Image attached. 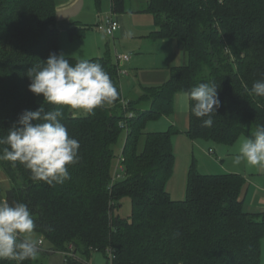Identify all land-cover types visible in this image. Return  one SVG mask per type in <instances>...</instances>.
Wrapping results in <instances>:
<instances>
[{"label": "trees", "instance_id": "16d2710c", "mask_svg": "<svg viewBox=\"0 0 264 264\" xmlns=\"http://www.w3.org/2000/svg\"><path fill=\"white\" fill-rule=\"evenodd\" d=\"M60 1L0 0V136L25 110L56 107L29 91L28 71L52 53L61 54ZM112 2L115 13L124 11V0ZM148 10L161 26L158 35L181 43L188 63L174 68L163 87L147 91L125 108L117 64L109 55L89 60L108 73L117 99L85 116L63 108L61 122L80 144L79 161L68 166L70 179L64 184L33 182L23 165L0 161L10 181L6 202L29 207L34 232L50 244L40 252L64 253V264H91L93 253H103L109 264H264V213L244 211L246 178L203 175L193 161L186 198L174 201L167 185L179 131L145 132L150 121L171 115L176 94L201 82L218 86L221 104L211 116V127L203 124L208 117L199 119L190 111L191 139L231 146L264 124V98L246 91L264 79V0H150ZM242 51L247 58L241 57ZM145 102L152 103L151 109L138 108ZM121 155L123 168L113 181L114 159ZM81 183L84 190L78 188ZM127 197L133 208L123 217L118 210Z\"/></svg>", "mask_w": 264, "mask_h": 264}, {"label": "clouds", "instance_id": "9594fccd", "mask_svg": "<svg viewBox=\"0 0 264 264\" xmlns=\"http://www.w3.org/2000/svg\"><path fill=\"white\" fill-rule=\"evenodd\" d=\"M133 32L125 33L131 38ZM29 91L41 94L45 102L55 105L46 111L25 110L7 134L0 136V161L23 165L31 172L33 182L43 181L50 186L62 185L70 179L68 166L78 163L79 141L70 137L61 122L63 108L94 114V109L111 106L117 99L116 87L102 65L87 59L70 63L64 54L52 53L46 62L28 71ZM249 95L264 98V79L246 89ZM184 105L191 113L211 127V116L220 107L218 86L201 82L182 95ZM234 163H245L264 171V124H257L249 137L240 142ZM35 222L24 203L9 204L0 201V261H36L40 256L41 241L33 238Z\"/></svg>", "mask_w": 264, "mask_h": 264}, {"label": "crops", "instance_id": "0c3cea01", "mask_svg": "<svg viewBox=\"0 0 264 264\" xmlns=\"http://www.w3.org/2000/svg\"><path fill=\"white\" fill-rule=\"evenodd\" d=\"M149 2L150 0H124V11L121 13H115L112 0H61L57 6L60 53L65 58L94 60L109 55L117 64L119 56H129V60L122 66L126 75L120 76L124 102H135L143 98L147 91L163 87L174 68L188 63V54L181 43L174 38L158 35L162 29L156 16L148 10ZM108 18H113L119 24L114 35L107 33ZM128 31L134 33L131 38L125 37ZM175 53L180 57L177 63L173 61ZM182 95L183 93L175 95L170 116L150 121L153 129L145 131L163 133L172 128L179 131L173 140L176 161L173 176L167 185V192L174 201L186 198L190 167L193 161L198 163L196 155L200 152L206 155L208 152L211 155L215 153L213 147H207L208 144L206 146L189 137L190 107L183 104ZM151 107V102H145L138 108L149 110ZM161 121L165 124L159 125ZM242 137L245 136L239 139L242 140ZM230 154L231 151H228L227 155ZM224 173L239 174L240 171L227 169ZM3 199L6 202V197Z\"/></svg>", "mask_w": 264, "mask_h": 264}, {"label": "rangeland", "instance_id": "374dc122", "mask_svg": "<svg viewBox=\"0 0 264 264\" xmlns=\"http://www.w3.org/2000/svg\"><path fill=\"white\" fill-rule=\"evenodd\" d=\"M177 52V51H175ZM242 58H247V53L245 51L241 52ZM251 57V56H249ZM179 55L177 53L174 54V62L177 63L179 60ZM250 59V58H249ZM81 116H85V114L82 111H79ZM160 124H165L164 121H161ZM152 123L150 122L148 126L146 127V132L153 129ZM251 127V125H249ZM127 129L122 134L119 145L117 148V153L119 155L123 152V144L126 143L127 136L126 133ZM248 136L242 137L243 139L247 138ZM242 139V140H243ZM241 139L237 140L234 145L227 146L223 144H217L213 142H206V141H200L203 144H208L207 147H213L215 149L214 155L204 154L203 152H200L197 154V160H198V170L201 173L206 174H223L224 171L228 170H234V171H240V175L247 177L248 181L245 185L241 198L243 201V209L244 211L251 212L252 214H261L264 213V171H259L254 167L247 166L245 163H241L239 165L234 163V156L237 154V149L239 147L240 142H242ZM144 141V139H142ZM224 146V149H222ZM204 151V150H203ZM208 151V150H207ZM224 151V152H223ZM226 151V152H225ZM231 151V154L228 156L227 152ZM207 153V152H206ZM122 158V155L120 158L114 159V165H113V181L116 180L119 177L118 172L122 170V161H120ZM10 181L8 182L7 177L5 176L4 172L0 168V201H3L4 197H6V190L10 187ZM78 188L84 190L85 184L81 183L78 184ZM121 208H119V213L123 217H128L131 215L132 212V201L130 198H124L121 201ZM34 239H41L38 235V233L34 232L33 234ZM50 247V244L45 242L44 246L42 247L43 250H47ZM83 250V246L81 247ZM263 253H262V262H264V241H263ZM66 259V255L64 253H52L45 254L43 252H40V256L38 260L33 261V264H64ZM91 264H109L108 258L103 253H93L90 258Z\"/></svg>", "mask_w": 264, "mask_h": 264}, {"label": "built area", "instance_id": "2783aa9c", "mask_svg": "<svg viewBox=\"0 0 264 264\" xmlns=\"http://www.w3.org/2000/svg\"><path fill=\"white\" fill-rule=\"evenodd\" d=\"M106 24H107L106 30H107V33L109 35H114V33L119 29V24L116 21H114L113 18H108ZM128 60H129V56H126V55L125 56L121 55L118 57L117 69H118L119 76L126 75V72L122 70V66ZM123 104H124L125 108H127L128 102L123 101ZM128 116L133 117V114H129ZM121 126H122V128H125V124L122 123ZM127 131H128V129H127ZM122 160L123 159L121 158L120 161H122ZM39 241H41V247H42L44 245V238L39 239Z\"/></svg>", "mask_w": 264, "mask_h": 264}]
</instances>
